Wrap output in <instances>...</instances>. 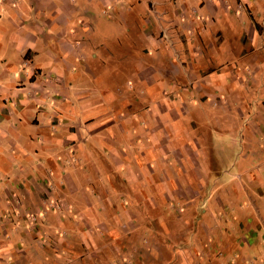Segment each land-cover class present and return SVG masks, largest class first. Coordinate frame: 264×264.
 I'll use <instances>...</instances> for the list:
<instances>
[{
	"label": "crops",
	"instance_id": "1",
	"mask_svg": "<svg viewBox=\"0 0 264 264\" xmlns=\"http://www.w3.org/2000/svg\"><path fill=\"white\" fill-rule=\"evenodd\" d=\"M127 1L83 0L81 5L75 0L72 3L69 0H0V264H20L22 258L27 264H36L37 259L33 256L36 245L44 248L45 240V248L49 244L52 252H56L57 244L63 250V240L58 241L51 235L47 240V227L40 219L39 211L52 208L48 205L51 200L60 202L63 184L68 180L71 182L70 176L63 173L62 160L68 158L67 150L84 153L89 146L88 138H93L96 144L102 142L111 150L117 141L112 126L123 123L128 144L138 146L142 143L145 147L141 159L147 164L145 174L150 177V166L155 161L158 163L160 153L164 155L169 146L174 149L172 137L179 136L177 139H180L185 134L186 130L179 123L184 112L175 110L174 100L161 96L163 80L160 72L165 69L159 63L156 66V61L169 49L160 41H167V46L171 47L170 41L178 40L181 44L178 52L171 48V55L176 57H179L178 53L189 56V48L199 51V56L204 55L206 62L201 64L193 59L186 76L192 90L201 96L200 100L206 101L213 96L210 87L220 89H213L214 93L222 92V88L224 92H232L235 88L232 81L244 79L237 74L238 67L231 68L225 57L236 54L237 58H242L256 54L255 51L264 53V26L256 22L258 18L264 21V0H137L129 1V7ZM87 6L100 9L107 18L97 14L99 24L102 21L114 24L127 21L135 22L137 28L140 23L143 30L136 31L134 38L139 39L142 47L116 50V55L92 44L90 37L96 35V29L90 25L94 22L89 19L91 12ZM155 7L159 9L157 12ZM233 11L243 17H232ZM223 20L243 50L222 47L226 39L221 26ZM79 23L89 25L78 28ZM80 34L87 39L84 45L77 43ZM191 37L194 42L188 48L185 43ZM246 44H250V49L245 47ZM213 49L215 56L211 53ZM170 53L167 51L168 56ZM103 57L107 58V63H119L107 67ZM260 57L262 60L261 54ZM258 61L252 60L254 65L257 64L252 69L257 76L261 71ZM128 72L131 78L127 76ZM178 75L171 78L183 80ZM79 79L87 81L79 82ZM136 82L146 94L143 108L138 112L131 111L132 104L141 106L142 99L125 91L130 83ZM239 86L236 84V88ZM174 141L178 151L185 148L184 144ZM131 157L135 163L140 162L137 155L131 154ZM181 168L177 172L181 178L173 179L164 172V167H159L161 175L156 174V192L159 193L156 199L167 200L183 192L179 190L180 186L185 187V178L190 175H187L189 167L186 164ZM139 174L130 170L126 175L136 198L139 185L145 183ZM51 176L56 177V181L51 182ZM42 178L52 183V194L36 190L44 181ZM147 183H150L149 179H146ZM18 190L22 198L17 195ZM25 196L31 199L27 200ZM148 209L150 211L152 207L148 206ZM32 213L38 214L33 222L29 217ZM89 217V221H93L95 214ZM55 222L57 227L63 228L57 214ZM9 232L17 234L13 241ZM250 237L257 243L256 237ZM40 238L45 240L39 242ZM261 239L264 240V235ZM89 242L94 253L97 245ZM262 252L263 249L255 254ZM7 253H12V258L9 263H2ZM259 259L258 264H264V255ZM55 264L63 262L56 260Z\"/></svg>",
	"mask_w": 264,
	"mask_h": 264
},
{
	"label": "rangeland",
	"instance_id": "2",
	"mask_svg": "<svg viewBox=\"0 0 264 264\" xmlns=\"http://www.w3.org/2000/svg\"><path fill=\"white\" fill-rule=\"evenodd\" d=\"M129 1L137 0H128V7L131 6ZM75 2L83 5V0ZM86 9L91 12L89 19L94 22L90 25L96 29V35L91 34L93 36L90 37L92 44L101 47L103 51H113L116 55H118L116 50L123 51L130 47L139 50L142 47L139 39L134 38L136 31L143 30L140 23H137V28L135 22L127 21L116 24L102 21L99 24L96 20L97 14L104 18L100 9L97 11L94 6H87ZM158 10L155 7V11ZM231 16L237 19L243 17L235 14V11ZM256 22L264 26L262 18H258ZM86 25L89 24L79 23L77 27ZM208 26L215 27L217 24ZM221 26L224 28L226 38L222 47L243 50L237 38L225 26L224 20ZM83 37V34L77 35L76 41L79 45L87 41ZM170 42L171 47L167 46V41H160L161 45L166 44L169 50L156 61V66L159 63L162 69H165V72H160L163 80L162 98L174 100L175 110L184 112L179 118V123L186 130L185 134L180 139H177L179 136L172 139L170 137L174 149L166 147L164 155L158 151L159 160L150 166L152 168L150 177L145 174L148 167L141 159L145 147L142 143L138 146L128 144L123 132V123L120 126H112L117 141L111 150L102 142L96 144L93 138H88L89 146L84 153H72L67 150L68 158L62 160L63 173L70 176L71 182L67 178L68 181L63 184L60 202L51 200L48 205L52 208L44 209L45 212L39 211L40 219L47 227L45 228L47 240L48 235L58 241L63 240V250L60 244H57L56 252H52L49 244L48 248H45L47 246L45 239H38L39 242L45 240V245L44 248H39L36 245L38 241L34 243L36 255L32 253L34 259H37L36 264H55L56 260L63 264L260 262V256L264 255V240L261 239L264 231H260L264 230V53L255 51L256 54L252 53L242 58H237L236 54L225 57L231 68L238 67L237 74L244 79L232 81L235 85L232 92H224L225 89L222 88V92L214 93L213 89L217 87H210L209 91L213 96L208 97L206 101L200 100L201 96L192 90L186 76L189 64L195 58L198 63L204 64L206 60L204 55L199 56V51H191L189 48L190 43L194 42L192 37L185 43L189 48V56L180 53L179 57L171 55V48L178 52L181 44L179 45L178 40ZM249 46L250 44H246L245 47L250 49ZM87 51L90 52L89 49ZM167 51L171 52L172 57L168 56ZM215 51L213 49L212 55ZM254 58L260 61L258 65L261 71L258 76L252 70L257 65L252 62ZM102 59L107 67L119 63L118 61L117 64L113 61L107 63L106 57ZM177 75L183 80L171 78ZM127 76L131 78L129 72ZM86 79H79V82H86ZM134 84L130 83L125 91H128L130 96L134 95L136 99H142L141 106L132 104L131 111L138 112L143 108V98L146 94L137 82ZM236 84L241 86L236 88ZM215 96L219 98L216 99ZM126 129L131 131L127 127ZM173 141L176 144H184L185 148L178 151ZM132 145L135 147H129ZM131 154L137 155L142 166L138 168L140 162L135 163ZM34 157L37 160L38 154H34ZM185 164L189 167L186 172L190 177L185 178V183L180 180L185 184V187L182 184L179 189L183 192L179 193L178 197L167 200L156 199L155 197L159 195L156 192V174H160L159 167H164V172L173 179H180L177 172H180ZM130 170L138 171L145 182L139 185L141 187L136 193L137 198L132 195L133 191L126 178ZM56 179L51 176L49 180L53 182ZM146 179L150 181L147 185ZM44 181L38 184L36 190L52 194V183ZM17 195L23 197L19 190ZM25 198L31 199L27 196ZM148 206L152 207L150 211ZM55 213L62 219L63 228L57 227ZM93 214L95 219L89 221V216ZM37 215L32 213L29 216L30 220L33 222ZM42 231L43 229H40V234L44 236ZM9 235L13 241L17 234L9 232ZM114 235L116 237H113ZM250 236L256 237L257 243H253L249 239ZM89 241L97 245L94 253L88 244ZM68 245L71 247L68 248ZM262 249V253L255 254ZM54 253L60 258L58 259ZM11 258L12 253H7L2 263H9ZM20 264L27 262L22 258Z\"/></svg>",
	"mask_w": 264,
	"mask_h": 264
}]
</instances>
